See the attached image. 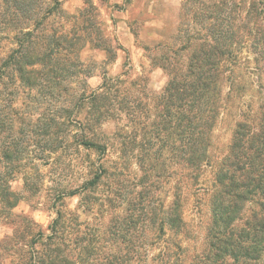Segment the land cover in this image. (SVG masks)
<instances>
[{"label":"trees","instance_id":"obj_1","mask_svg":"<svg viewBox=\"0 0 264 264\" xmlns=\"http://www.w3.org/2000/svg\"><path fill=\"white\" fill-rule=\"evenodd\" d=\"M61 3L0 0V40L10 43L0 72L9 69L30 91L42 88V75L61 87L72 73L65 59L80 37L54 26ZM153 50L152 62L168 77L160 94H143L138 79L118 76L43 120L48 128L76 127L70 138L99 157L80 185L58 193L46 231L25 219L0 241V264H264V0H182L177 34ZM108 123L132 130L111 143L102 132ZM222 125L231 136L219 148L215 131ZM137 133L159 141L166 134L158 147L166 148L164 203L149 167L130 190L123 162L110 159L132 151L127 144ZM148 142L150 150L155 143ZM0 148L8 161L0 174V219H11L19 199L6 177L19 150ZM190 195L209 210L205 240L194 248L185 217ZM73 197L87 221L65 204Z\"/></svg>","mask_w":264,"mask_h":264},{"label":"rangeland","instance_id":"obj_2","mask_svg":"<svg viewBox=\"0 0 264 264\" xmlns=\"http://www.w3.org/2000/svg\"><path fill=\"white\" fill-rule=\"evenodd\" d=\"M61 2L63 13L55 17L54 26L63 24L71 38L80 37L74 52L71 51L65 59L73 65L72 73L66 78L70 83H65V79L58 87L50 74L42 75V88L30 91L12 76L9 69L0 72V130L3 131L0 142L17 148L19 155L15 153V156L20 160L13 164L15 168L11 165L12 174L6 177L7 184L19 200L12 210L15 216L0 219V241L23 227L25 219L36 222L40 226L38 228L46 231L56 217L53 205L58 193L80 185L87 171L85 167L99 157L93 151L78 147L70 138L71 130L76 127L50 126V129L43 126V120L56 116L60 107H74L72 99L88 97L104 80L118 76L123 80L138 79L143 94L153 96L162 92L168 80L166 71L155 66L151 57L157 44L161 43L164 47L177 34L182 0ZM9 46V41L0 40V60ZM139 117L141 119V115ZM140 119H136V124ZM123 125L108 123L102 126V132L111 143L123 142L124 132L132 130V126ZM116 132L119 134H114ZM215 133L216 147L223 148L230 140L229 126H219ZM149 139L155 143L150 150L147 149ZM165 139L164 133L161 135L162 142L152 133H137L135 141L127 144L132 151L129 148L121 155L111 152L110 158L123 162V177L130 190L137 183V178L142 179L145 175L143 166L149 167V178L163 203L166 202V148L158 147ZM7 162L2 159L0 148V174L8 172ZM64 202L79 215L80 220H88L79 197L67 198ZM185 217L192 238L187 239L188 244L194 248L205 240L208 205L204 200L198 202L195 195L188 196ZM91 221L94 220L91 218ZM189 252L192 254L193 251Z\"/></svg>","mask_w":264,"mask_h":264}]
</instances>
